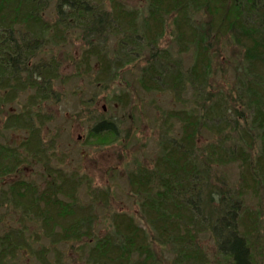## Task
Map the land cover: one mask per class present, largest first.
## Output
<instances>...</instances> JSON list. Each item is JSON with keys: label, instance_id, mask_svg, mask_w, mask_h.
<instances>
[{"label": "trees", "instance_id": "trees-1", "mask_svg": "<svg viewBox=\"0 0 264 264\" xmlns=\"http://www.w3.org/2000/svg\"><path fill=\"white\" fill-rule=\"evenodd\" d=\"M51 2L53 21L45 14ZM230 2L232 9L227 10ZM203 8L213 17L208 24L194 21ZM170 17H174L176 53L193 54L186 70L159 43ZM138 20L120 3L107 11L91 0H0V101L28 94L26 108L5 123L7 129L22 130L27 137L17 146L0 143V208L20 213V225L0 233V264H21L23 256L41 264H62L57 253L56 261L48 258L46 245L38 248L40 237L53 244L83 243L80 247L86 249L89 264H160L155 244L175 252L173 264H211L199 241L203 234H211L224 261L216 264H253L247 238L256 219L242 217L239 196L215 185L212 173L215 165L238 163L248 187L264 185V0H149L147 17L141 25ZM231 30L244 47L239 111L210 83L212 34L218 32L219 38ZM76 32L88 43L79 65L100 64L103 76L109 73L103 81L117 78L123 61L133 63L147 49L142 88L171 92L180 105L164 117L162 153L154 166L129 175L131 190L141 199L145 226L129 214L116 213L111 229L104 235L96 233L92 206L79 198L80 180L60 169L49 167L51 181L44 190L26 179L12 178L23 164L47 156L41 133L49 116L41 114V105L57 99L54 84L61 76L60 62L48 46L60 47ZM105 34L121 35L114 61H108ZM175 124L179 131L174 134ZM92 130L96 135L118 133L115 121L109 120L99 121ZM203 130L218 139L204 152L199 146ZM233 132L239 135L234 137ZM36 220L41 233L29 232L25 225Z\"/></svg>", "mask_w": 264, "mask_h": 264}, {"label": "rangeland", "instance_id": "rangeland-1", "mask_svg": "<svg viewBox=\"0 0 264 264\" xmlns=\"http://www.w3.org/2000/svg\"><path fill=\"white\" fill-rule=\"evenodd\" d=\"M96 7L102 6L110 11L115 4H121L126 10H131L139 17L141 25L149 12V0H91ZM228 4L227 10L232 9ZM54 2L45 11L49 21L56 17ZM194 21L210 23L213 17L203 8L194 15ZM174 17L167 22L164 37L160 39V46L171 50L176 59H180L183 69H187L193 62L190 51L177 54L179 50L175 34ZM218 33V32H217ZM212 34V75L211 87L215 92L225 94L235 111L238 106L239 83L243 72L244 47L234 38V30L216 38ZM78 32L68 36L65 43L52 49L60 62L61 76L54 84L57 99L41 105L43 115L49 119L42 127V138L47 147L44 160L33 159L23 164L20 171L13 176L15 179H26L43 189L51 181L47 173L49 167L60 169L74 180H80L79 198L85 205L92 206L96 233L104 235L111 229L112 216L116 213H126L133 216L137 222L145 226V219L140 212L141 199L131 190L129 175L139 168H152L162 153L161 139L165 115L180 108L171 92L146 91L140 84L143 68L147 65V53L127 64L122 62L120 75L114 80H106L109 73L102 74L101 66L91 62L89 67L79 65L82 49L88 46ZM121 35L105 34L103 41L106 46L108 61H114L118 56V41ZM83 40V41H82ZM52 52H49V54ZM132 58V57H131ZM130 58V59H131ZM125 60V59H123ZM121 64V63H120ZM113 65V63H112ZM3 94L0 91V100ZM28 94H21L14 101L2 103L0 101V143L17 146L27 133L19 129H7L6 119L11 114H18L27 105ZM239 115V114H238ZM115 121L118 133L96 135L92 131L99 121ZM237 120L243 119L237 118ZM172 133L179 131L178 124L172 126ZM234 137L239 134L233 132ZM214 138L203 130L199 138V146L204 148L213 143ZM213 182L225 189L233 190L241 202L242 217L254 216L256 226L249 233L253 264H264V185L258 183L257 189L248 187L242 178V168L238 163L213 166ZM12 180V179H11ZM260 180V179H257ZM251 185V184H250ZM44 190V189H43ZM42 191V190H41ZM20 225V213L10 209L0 208V233ZM28 231L40 232L39 220L26 223ZM152 232V231H151ZM245 234V232H244ZM200 244L208 255L211 264L223 261L218 254L216 244L211 234L200 235ZM83 243H49L40 237L37 246L46 245L49 249L48 258L56 261L55 254L61 256L62 264H89L87 252ZM160 264H173L175 252L168 246L155 244ZM21 264H41L34 257L23 256ZM222 263V262H221ZM224 263V261H223Z\"/></svg>", "mask_w": 264, "mask_h": 264}]
</instances>
